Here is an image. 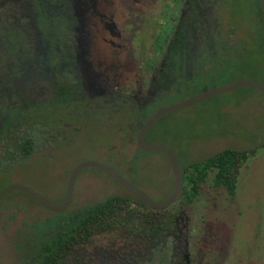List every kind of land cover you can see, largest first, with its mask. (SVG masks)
<instances>
[{"label": "flooded vegetation", "instance_id": "obj_1", "mask_svg": "<svg viewBox=\"0 0 264 264\" xmlns=\"http://www.w3.org/2000/svg\"><path fill=\"white\" fill-rule=\"evenodd\" d=\"M78 1L79 9L75 12L77 20L63 18L58 25L47 28L50 15L45 13V17L40 19L39 23L44 24L45 28L38 29L39 39L56 37L55 49H60L67 58L66 60L62 56L61 59L58 56L61 54L58 53L56 56H46L42 61L37 54L49 50L48 40L40 47L36 41L32 45L30 39L20 43H16L14 39V29H27L22 24L33 18V15L25 12L26 4H30L29 0H0V91H3L0 95L10 96L9 100L0 98V181L8 175V168H11L8 164L16 167L25 164L29 167L31 164L37 165L38 162L44 163L53 156L57 146L62 145L67 135L73 137L74 134H86L85 112L96 106L97 109L104 107L117 117L110 121L117 130L105 133L115 134L108 150L138 151V137L144 125L165 108L153 110L151 104L155 101L162 104L166 96L179 93L182 84L189 78L202 76L216 69L221 72L223 64H244L252 56H264V9L261 0H190L184 4L181 0H153L152 3L150 0H129L126 4L118 0H104L103 4H93L91 0ZM90 8L96 14L92 22L99 31L103 32L110 26V36L104 38L109 37L112 42L111 59L103 60L104 63L86 46V38L92 35L91 27L86 28V20L91 16ZM65 10V6L63 9H56L59 16L64 15ZM67 10H70V4H67ZM101 23L106 27H101ZM54 27L59 32L55 36L52 35ZM46 29L52 31V34L47 32L45 35ZM88 30L91 34H87ZM95 38L94 51H100L102 44L97 36ZM183 39L186 51L182 52ZM115 46L120 50H113ZM28 57L32 60L25 61ZM66 62L68 64L60 71ZM103 68L108 73H104ZM8 76L16 79L11 81ZM61 109L66 111V115L55 114ZM156 123L146 133L145 143L156 135L153 134ZM162 135L171 136L160 134V137ZM164 145L175 153V145H172L174 148ZM117 157L121 156H108L101 160L113 162L112 158ZM123 157L120 160L129 159L126 155ZM81 163L83 162L74 166L66 175V186L61 194H51L43 189L38 191L25 184L20 185L37 192L56 205H61L67 194L70 176ZM48 170L49 168L43 170L45 182ZM84 170L77 177L71 205L62 213L54 212L26 193L18 191L39 208L58 215V221L56 219L48 222L47 216L41 218L43 223H34L32 213L24 200H7L11 194L0 202V205L4 202L0 207V232L5 236L0 240V264H143L151 256H154L153 262L145 264H174L172 260L175 253L169 242H175L181 236L179 221L187 207L177 216L169 230L164 227L160 234L152 236L151 239L130 235L125 230L92 236L81 243L69 241L68 238L59 239L61 235L67 234L63 228L65 224L72 225V221L66 223L67 214L71 212L77 184ZM54 196H61V201L55 202L51 198ZM112 197L118 196H100L99 201L90 206L94 207ZM132 197L137 199L134 195ZM93 198L95 197L90 200ZM89 204L91 201L87 203ZM84 210L82 207L75 211L84 213ZM21 214L27 216L25 227L23 224L21 228L14 227L10 221L19 215L21 218ZM22 229H25L28 237L18 238L22 235L19 232ZM189 231L193 236L198 233L195 229ZM119 232H123L130 247L140 248L146 241L151 246L163 249V254L161 257L155 253L150 255V247L146 246L140 248L144 255H128L123 262L121 259L126 251H118L115 243L113 249H110L112 251L106 255L92 250L98 243ZM58 243L60 247L57 248ZM19 244H22L21 252H29L27 257L22 262L18 258L16 262L7 261L9 254H21ZM167 250L170 256L166 255ZM23 255L26 256L24 253ZM184 262L190 264L189 259Z\"/></svg>", "mask_w": 264, "mask_h": 264}, {"label": "rangeland", "instance_id": "obj_2", "mask_svg": "<svg viewBox=\"0 0 264 264\" xmlns=\"http://www.w3.org/2000/svg\"><path fill=\"white\" fill-rule=\"evenodd\" d=\"M118 1L126 4L125 2L129 0ZM152 1L150 0V3ZM29 2V5L26 4L25 12L33 15V18L25 20L22 24V27H28L27 29H14L16 43L30 39L32 45L33 41H36L42 47L43 42L48 40L49 50L38 52L37 56L43 61L46 56L52 57L58 53L62 55V51L54 47L56 37L42 40L39 39L37 33L39 28H45L44 24L39 23L40 19L45 17V13L50 15L47 28L61 22L56 9L59 7L63 9L65 6L66 11L69 12L67 10L69 0H64V2L61 0H29ZM91 2L103 4L104 0H91ZM70 4L72 12L75 10L74 12L77 13L79 1L74 0L72 3L70 0ZM89 13L91 16L86 20V28L91 27L92 35L86 38V46L90 47L91 52H95L102 62L105 59L110 60L112 42L109 37L104 38V36H110V26H107L108 29H104L103 32L99 31L92 22L96 17L92 8ZM105 13L108 12L105 11ZM100 26L104 24L101 23ZM116 26L118 27V24ZM47 32L51 34L52 31L47 30ZM53 34L55 35L54 32ZM87 34L91 32L88 30ZM35 35L37 38L33 39ZM95 36L102 44L100 51H94L96 50L94 49ZM113 50L120 49L115 46ZM26 53L30 54L29 51ZM65 59L67 60L66 57ZM26 60L32 59L28 57ZM67 64V62L64 63L60 71H63ZM60 67H62L61 64ZM221 69V72L216 69L202 76L189 78L182 84L179 93L166 96L162 104L155 101L150 107L155 110L160 107L183 104L211 90L223 89L242 80H252L264 85V56H252L244 64H223ZM103 71L108 73L106 68H103ZM55 114L66 115V111L61 109ZM84 118H86V134H74L73 137L67 135L62 145L57 146L53 156L44 163L38 162L37 165L31 164L29 167L25 164H19L17 167L8 164L11 168H8L7 177L3 178L7 181H0V191L12 185L25 184L38 191L43 189L51 194H61L66 186V175L74 166L84 161H95L112 168L154 203L164 202L171 195L174 188L173 172L169 161L162 153L135 149L128 152H110L108 149L113 143L115 134L105 133L117 130L115 124L110 122L116 120L117 117L104 107L97 109L96 106L93 110H86ZM153 130H156L153 134H171V136L154 135L147 140V143L162 146H165L164 144L175 145V148L174 146L172 148L178 155L182 169L189 165L208 162L211 156L229 148L241 151L253 150L264 145V93L254 87H242L217 95L191 107L167 114L158 120ZM116 155L121 157L112 158L113 162L102 161L108 156ZM124 155L129 159L120 160L124 158ZM94 158H100V160ZM47 168H49L48 178L45 182L43 170ZM206 173L207 177L201 184L199 197L194 204L184 210L179 221L181 236L175 242H169L175 253L172 261L174 264H185V259H189L190 264H264V146L259 148L255 155L249 156L242 166L238 177V189L233 195L224 188L213 186L215 171L207 168ZM100 196L133 198L106 174L94 168H87L81 173L71 211L87 206L91 208L90 205L98 202ZM92 197L95 198L90 200ZM51 198L59 202L61 196ZM14 199L25 201L32 213L34 223H43L41 218L47 216L48 222H54L56 219L58 221V215L50 214L47 210L39 208L22 193L14 192L7 200ZM90 201L91 204L87 205ZM3 204L1 203L0 207ZM168 210H163V214ZM23 214L21 218L19 215L14 218L15 220L10 221L14 227L21 228L22 224L25 227L24 222L27 216ZM192 229L198 232L194 236L189 231ZM19 232L22 235L18 238L28 237L25 229ZM122 233H116L106 241H101L92 250L106 255L112 251L110 249H113L115 243L118 251H126V255L121 259L123 262L127 260L128 255L142 254L141 247L149 246L150 255L155 253L156 256L161 257L163 254V249L159 246H151L146 241L140 248L130 247ZM4 237L0 232V240ZM6 247L11 249L8 245ZM165 253L170 256L168 250ZM26 257L27 254L25 256L16 252L9 254L6 260L16 262L18 258V261L22 262ZM153 260L154 256H151L143 264L152 263Z\"/></svg>", "mask_w": 264, "mask_h": 264}, {"label": "trees", "instance_id": "obj_3", "mask_svg": "<svg viewBox=\"0 0 264 264\" xmlns=\"http://www.w3.org/2000/svg\"><path fill=\"white\" fill-rule=\"evenodd\" d=\"M186 1L190 2V0H181V3L184 4ZM72 3H74V0H72ZM74 15L75 12L74 10L72 12L70 4L69 12L65 10L64 15L60 17L61 19L68 18L70 20H77L76 15ZM56 29H54V33L59 34ZM45 35H47V31H45ZM52 35L55 36L54 34ZM181 51H186L184 39L182 40ZM58 56L61 59L63 58L62 55ZM229 62H232L231 58ZM7 78L11 81L16 79L14 76H8ZM0 98L9 100L10 96L5 94L0 95ZM156 135L160 136V134ZM263 146L264 145L261 147ZM259 148L249 151L229 148L211 156L208 162L189 165L183 169L181 168L179 160L183 178V188L177 203L168 208L169 210L167 209L168 211L165 214H163V211L156 212L151 210L134 197H112L94 207H84V213L78 211L69 212L67 214L66 223L72 221V225L69 226V224H65L63 228L67 234L61 235L59 239L68 238L69 241L73 242V240H75L76 243H81L90 239L92 236L108 235L120 230L128 231L130 235H139L151 239L152 236L160 234L164 227L169 230L181 211L195 203L200 195L201 184L207 177V168L215 171L213 186L216 188H224L229 194L233 195L238 189V177L242 166L249 156L257 153ZM3 181L6 182L7 180H2V182ZM59 245L60 243H58L57 248L60 247ZM21 251L22 244H19V252L21 254H29L28 251Z\"/></svg>", "mask_w": 264, "mask_h": 264}, {"label": "water", "instance_id": "obj_4", "mask_svg": "<svg viewBox=\"0 0 264 264\" xmlns=\"http://www.w3.org/2000/svg\"><path fill=\"white\" fill-rule=\"evenodd\" d=\"M261 3H262V7L264 9V0H261ZM242 87H254V88L258 89L259 91H261L262 93H264V85L263 84H261L259 82L252 81V80H242V81H239V82H237L233 85H230L226 88H223V89L211 90V91L204 93L200 96H197V97L193 98L192 100L185 102L183 104L166 107V108L158 111L153 117H151L146 122V124L144 125V127H143V129L140 132L139 137H138V148L144 152H159V153L165 154L169 159L171 169L173 172V176H174V190H173L172 194L164 202L154 203L146 194H144L142 191H140L135 186H133L132 184L127 182L125 179H123L112 168H110L109 166H107L105 164L98 163L95 161L83 162V163L79 164L74 169V171L72 172L70 179H69L68 189H67V194H66L65 200H64L63 204H61V205H56V204L52 203L51 201H49L48 199H46L42 195H40L37 192L32 191L31 189H29L25 186H22V185H12V186L8 187L7 189H5L4 191H2L0 193V202L3 201L5 198H7L10 194L20 191V192L26 193L27 195L32 197L35 201H37L42 206H44V207H46V208H48L54 212L62 213L71 205V203L73 201L75 184H76L77 177H78L79 173L84 169L94 168V169H97V170L101 171L102 173L106 174L108 177H110L112 180H114L118 185L123 187L130 194L137 197V199H139L147 207H149L153 210H159V211L167 209L177 202V199L181 193V189L183 186V179H182V175H181L178 157L171 149H169L166 146L149 145V144L145 143L144 138L146 136V133L153 127V125L161 117H163V116H165L171 112H174V111H177L180 109H184L187 107H191V106L198 104V103H201V102H203V101H205L211 97L221 95V94H224L227 92H231V91H234L236 89H240Z\"/></svg>", "mask_w": 264, "mask_h": 264}]
</instances>
